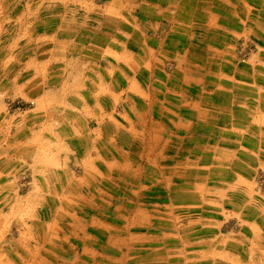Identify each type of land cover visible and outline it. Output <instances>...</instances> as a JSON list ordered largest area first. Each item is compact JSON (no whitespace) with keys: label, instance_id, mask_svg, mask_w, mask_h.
<instances>
[{"label":"rangeland","instance_id":"1","mask_svg":"<svg viewBox=\"0 0 264 264\" xmlns=\"http://www.w3.org/2000/svg\"><path fill=\"white\" fill-rule=\"evenodd\" d=\"M222 34L263 96L264 0H0V264H264V144L142 116L186 105Z\"/></svg>","mask_w":264,"mask_h":264},{"label":"crops","instance_id":"2","mask_svg":"<svg viewBox=\"0 0 264 264\" xmlns=\"http://www.w3.org/2000/svg\"><path fill=\"white\" fill-rule=\"evenodd\" d=\"M167 43L165 49L158 50V53H165L167 59H178L179 60V52L175 50V45L178 46L180 44L178 38L175 41H171V39L167 38ZM187 43L185 44V48L192 45V39L187 38ZM183 44V45H184ZM194 45V44H193ZM195 45H198L196 43ZM170 46L172 49L168 50L167 47ZM209 48L218 50L221 53V60L218 62H209L206 66L195 67L194 71L189 74H184L182 77L185 79H189V76L192 80V83L199 85L200 90L198 92L194 91L192 95H188L185 93L184 103L185 106L182 108H174L172 106V102L178 100L175 96L172 98H176L175 100L167 101V105L164 109L160 110L157 108V104L159 105V100L152 99L149 101L152 105V108L148 112H142V116L148 117L147 122L151 121L152 131L159 130L161 124L159 122L160 118H168L169 121L172 119L178 118L180 119H188L186 121L181 120L183 123V127L190 130V134H198L197 141L205 142L207 145L199 146L198 148L202 149H216L217 147L225 150L238 151L244 142L248 144L242 147L245 150H257L260 145L264 144V140L259 139V143L257 145V139L255 138L254 131L248 133L250 127L247 124L246 126L235 120L240 116L257 118L260 116H264V102L256 105L257 102L264 98V95L258 94L256 97L250 88V91H246L242 95H238L236 91L232 88L243 82L250 84L249 78L246 75V71L250 69H261L257 66V63H251L248 65H239L233 57H229V55L225 54L230 52L231 47V37L227 34H222V36L218 39L211 36L208 39ZM153 52L156 51L153 49ZM181 56L180 61H187V53L184 51ZM164 61V65H165ZM199 68V69H198ZM161 69V68H159ZM183 70H191L186 65L181 67ZM162 70V69H161ZM194 72V73H193ZM204 72V73H203ZM180 77L181 75L178 74ZM253 81V80H252ZM251 81V82H252ZM239 85V84H238ZM176 86V85H175ZM219 89V90H218ZM171 102V104H170ZM148 100H143V105H147ZM160 107V105H159ZM252 107V108H250ZM199 118L204 119V123L199 124L197 122L193 123L192 119ZM145 122V123H147ZM179 122V123H180ZM199 125V126H197ZM172 125H168L171 127ZM196 126V127H192ZM198 127V128H197ZM252 127V126H251ZM195 128V130L193 129ZM197 128V129H196ZM200 130V132L198 131ZM200 133V134H199ZM248 133L246 136L243 134ZM253 136V137H250ZM256 140V141H255ZM215 144V145H213ZM254 144V145H252ZM264 158V155H263ZM255 162V161H254ZM236 165H239L238 163ZM257 165H253L254 167ZM249 169V165L247 167Z\"/></svg>","mask_w":264,"mask_h":264}]
</instances>
